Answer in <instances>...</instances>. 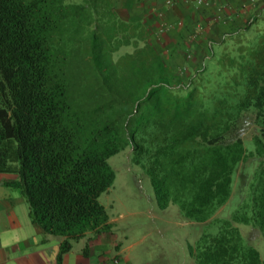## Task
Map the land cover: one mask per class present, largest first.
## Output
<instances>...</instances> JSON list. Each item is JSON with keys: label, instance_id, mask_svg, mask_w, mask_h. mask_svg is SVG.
Segmentation results:
<instances>
[{"label": "trees", "instance_id": "1", "mask_svg": "<svg viewBox=\"0 0 264 264\" xmlns=\"http://www.w3.org/2000/svg\"><path fill=\"white\" fill-rule=\"evenodd\" d=\"M227 39L178 65L116 0H0V174L57 264L112 231L99 198L127 147L157 207L203 229L192 264H263L239 226L264 238V36Z\"/></svg>", "mask_w": 264, "mask_h": 264}, {"label": "crops", "instance_id": "2", "mask_svg": "<svg viewBox=\"0 0 264 264\" xmlns=\"http://www.w3.org/2000/svg\"><path fill=\"white\" fill-rule=\"evenodd\" d=\"M116 7L124 20L142 22L153 42L178 65L186 53L195 62L207 47L247 30L264 16V0H116ZM13 179L14 175L0 174V264H57L62 239L45 237L31 223L25 228L28 222L21 207L28 205L18 190L5 184ZM113 223L109 218L112 228ZM112 236V231L101 236L87 233L79 241L83 249L88 244L87 256L83 249L72 248L62 264H114L116 257L121 264H131Z\"/></svg>", "mask_w": 264, "mask_h": 264}, {"label": "rangeland", "instance_id": "3", "mask_svg": "<svg viewBox=\"0 0 264 264\" xmlns=\"http://www.w3.org/2000/svg\"><path fill=\"white\" fill-rule=\"evenodd\" d=\"M260 36H264V16L247 30L229 36L227 41L232 38L240 43L245 38L259 39ZM219 48L220 45L213 44L214 50ZM250 136L249 131L245 137ZM108 163L115 172V181L100 196L99 202L114 221L112 237L123 248L124 257H128L131 264H192L188 247L195 243L201 227L197 230V227L184 221L176 205L171 204L165 210L157 207L150 180L142 166L135 163L130 148L111 157ZM239 206V202L232 199L222 208L219 216L227 217ZM27 208L21 207L25 211L23 220L28 222L24 224L25 228L31 226V222L27 221ZM239 227L243 236L259 251L264 264V238L251 227ZM83 247V242L73 243L75 252Z\"/></svg>", "mask_w": 264, "mask_h": 264}, {"label": "built area", "instance_id": "4", "mask_svg": "<svg viewBox=\"0 0 264 264\" xmlns=\"http://www.w3.org/2000/svg\"><path fill=\"white\" fill-rule=\"evenodd\" d=\"M190 41H191V39L189 40L188 43H191ZM187 58L190 59L191 58V54L190 55H187ZM113 263L114 264H121V260L116 257V258H114Z\"/></svg>", "mask_w": 264, "mask_h": 264}]
</instances>
